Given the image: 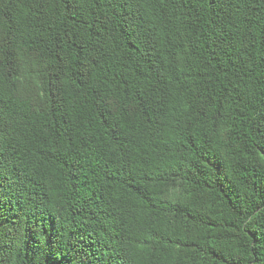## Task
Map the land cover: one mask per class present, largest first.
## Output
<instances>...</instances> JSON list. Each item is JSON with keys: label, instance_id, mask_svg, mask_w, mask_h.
<instances>
[{"label": "trees", "instance_id": "16d2710c", "mask_svg": "<svg viewBox=\"0 0 264 264\" xmlns=\"http://www.w3.org/2000/svg\"><path fill=\"white\" fill-rule=\"evenodd\" d=\"M0 264H264V0H0Z\"/></svg>", "mask_w": 264, "mask_h": 264}]
</instances>
